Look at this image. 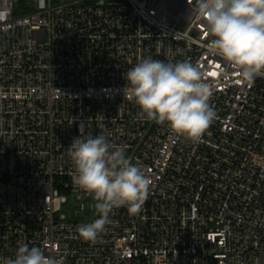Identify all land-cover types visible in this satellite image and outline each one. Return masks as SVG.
Listing matches in <instances>:
<instances>
[{
  "label": "built area",
  "instance_id": "built-area-1",
  "mask_svg": "<svg viewBox=\"0 0 264 264\" xmlns=\"http://www.w3.org/2000/svg\"><path fill=\"white\" fill-rule=\"evenodd\" d=\"M195 9L196 0H0V264L21 243L64 264H264V77L249 83L210 54ZM149 56L190 62L210 89L217 116L200 142L129 99L124 73ZM99 134L140 165L149 194L136 214L114 209L90 242L77 227L99 217L68 148ZM68 194L83 221L60 213Z\"/></svg>",
  "mask_w": 264,
  "mask_h": 264
},
{
  "label": "clouds",
  "instance_id": "clouds-1",
  "mask_svg": "<svg viewBox=\"0 0 264 264\" xmlns=\"http://www.w3.org/2000/svg\"><path fill=\"white\" fill-rule=\"evenodd\" d=\"M195 10L213 37L206 45L210 54L236 66L249 83L264 77V0H196ZM124 78L129 99L141 115L193 143L200 142L216 119L209 103L211 91L190 62H165L149 56L124 73ZM125 153V147H115L105 134L80 135L68 148L75 184L92 197L91 207L99 217L78 225V237L84 241L97 240L111 222L114 209L126 207L136 214L148 197L144 170ZM64 260L21 243L8 264H64Z\"/></svg>",
  "mask_w": 264,
  "mask_h": 264
},
{
  "label": "rangeland",
  "instance_id": "rangeland-1",
  "mask_svg": "<svg viewBox=\"0 0 264 264\" xmlns=\"http://www.w3.org/2000/svg\"><path fill=\"white\" fill-rule=\"evenodd\" d=\"M106 2H120L122 0H105ZM18 12V11H17ZM81 200L78 199L75 195L68 194V199L62 205L61 214L66 215L68 220H76L83 221L84 218L82 216H78L77 211L80 208ZM65 264H72L71 261L66 262ZM211 264H215V262H211Z\"/></svg>",
  "mask_w": 264,
  "mask_h": 264
}]
</instances>
